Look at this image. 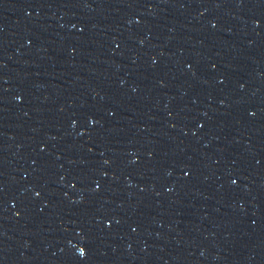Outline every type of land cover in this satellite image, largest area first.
<instances>
[{"label":"water","instance_id":"water-1","mask_svg":"<svg viewBox=\"0 0 264 264\" xmlns=\"http://www.w3.org/2000/svg\"><path fill=\"white\" fill-rule=\"evenodd\" d=\"M0 264H264V0H0Z\"/></svg>","mask_w":264,"mask_h":264}]
</instances>
